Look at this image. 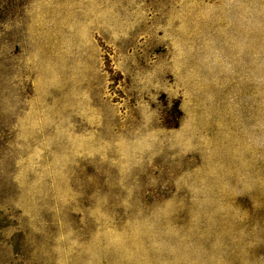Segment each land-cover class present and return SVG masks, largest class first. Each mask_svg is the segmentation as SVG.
<instances>
[{
    "label": "rangeland",
    "instance_id": "1",
    "mask_svg": "<svg viewBox=\"0 0 264 264\" xmlns=\"http://www.w3.org/2000/svg\"><path fill=\"white\" fill-rule=\"evenodd\" d=\"M0 264H264V0H0Z\"/></svg>",
    "mask_w": 264,
    "mask_h": 264
}]
</instances>
